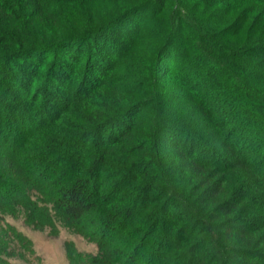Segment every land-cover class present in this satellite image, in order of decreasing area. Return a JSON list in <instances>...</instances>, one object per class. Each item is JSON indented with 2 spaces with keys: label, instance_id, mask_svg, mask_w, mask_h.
<instances>
[{
  "label": "trees",
  "instance_id": "trees-1",
  "mask_svg": "<svg viewBox=\"0 0 264 264\" xmlns=\"http://www.w3.org/2000/svg\"><path fill=\"white\" fill-rule=\"evenodd\" d=\"M6 217L68 264H264V0H0V264L38 259Z\"/></svg>",
  "mask_w": 264,
  "mask_h": 264
},
{
  "label": "rangeland",
  "instance_id": "rangeland-1",
  "mask_svg": "<svg viewBox=\"0 0 264 264\" xmlns=\"http://www.w3.org/2000/svg\"><path fill=\"white\" fill-rule=\"evenodd\" d=\"M6 222L14 226L19 232L33 243L34 253L38 259L28 257V262L14 261L19 264H68L64 243L72 242L76 249L83 253L95 255L97 247L93 243H87L80 236L61 230L58 236H49L47 231H34L26 226L23 219L6 217Z\"/></svg>",
  "mask_w": 264,
  "mask_h": 264
}]
</instances>
